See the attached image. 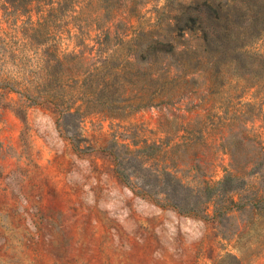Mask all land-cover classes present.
Masks as SVG:
<instances>
[{
    "label": "rangeland",
    "instance_id": "374dc122",
    "mask_svg": "<svg viewBox=\"0 0 264 264\" xmlns=\"http://www.w3.org/2000/svg\"><path fill=\"white\" fill-rule=\"evenodd\" d=\"M203 1L0 0V264H264V34L208 50ZM47 69L118 100L64 114Z\"/></svg>",
    "mask_w": 264,
    "mask_h": 264
},
{
    "label": "trees",
    "instance_id": "16d2710c",
    "mask_svg": "<svg viewBox=\"0 0 264 264\" xmlns=\"http://www.w3.org/2000/svg\"><path fill=\"white\" fill-rule=\"evenodd\" d=\"M190 9L196 12L200 22L198 30L201 31V38L208 50H243L264 34V0H204L202 4ZM178 21L180 25L182 18ZM139 46L142 50L134 61L140 66L149 62L156 73L165 68H168V73H179V56L173 40H152L146 45V51H143L144 44ZM171 55V62H168L167 58ZM69 57L77 58L75 55L64 58ZM44 73L46 76L42 88H38L37 97L62 109L64 114L83 117L88 112H103L102 108H105L106 104L118 100L115 98L116 93H108L110 82L105 78L91 81L88 86L72 87L69 92L62 94L56 87L58 72L47 69ZM66 102L70 104L66 106ZM79 102L81 104H78ZM90 103L96 104L93 109H90Z\"/></svg>",
    "mask_w": 264,
    "mask_h": 264
}]
</instances>
